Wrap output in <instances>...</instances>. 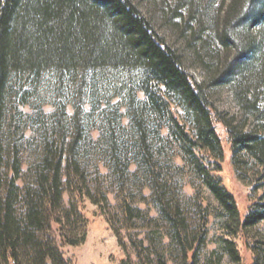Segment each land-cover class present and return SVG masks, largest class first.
I'll list each match as a JSON object with an SVG mask.
<instances>
[{
  "label": "trees",
  "instance_id": "obj_1",
  "mask_svg": "<svg viewBox=\"0 0 264 264\" xmlns=\"http://www.w3.org/2000/svg\"><path fill=\"white\" fill-rule=\"evenodd\" d=\"M198 1L172 11L198 42L204 82L132 0H0V264H74L63 248L86 243L88 205L112 228L110 193L138 251L122 264H149L130 233L139 222L162 230L153 264L175 250L178 264H244L239 242L264 264L247 241L264 189L242 213L219 175L221 130L234 166L264 171V0H219L216 17ZM214 87L230 89L243 125L214 106Z\"/></svg>",
  "mask_w": 264,
  "mask_h": 264
},
{
  "label": "rangeland",
  "instance_id": "obj_2",
  "mask_svg": "<svg viewBox=\"0 0 264 264\" xmlns=\"http://www.w3.org/2000/svg\"><path fill=\"white\" fill-rule=\"evenodd\" d=\"M138 7L141 13L150 21L154 30L165 40L168 46L174 49L182 57L183 63L187 71L198 81H205V74L198 61L194 57V48L199 47L198 42L194 41L189 31L186 30L185 19L174 18L172 8L175 7V0H132ZM201 7H209V16H218L220 8L219 0H199ZM210 22V21H209ZM208 22V27L211 22ZM210 33V31H207ZM192 42H190V40ZM200 48V47H199ZM209 98L214 106L223 112L228 118H232L237 125H243L246 118L243 112L239 109L235 98L228 87L211 88L208 90ZM246 129H250L254 125V121H247ZM96 135V132H94ZM221 136L224 140L227 156L223 162V171L219 174L226 188L233 194L238 202L242 213H245L247 207L252 203L256 196L264 189V171L258 170L250 165L242 163V158L238 159L237 164L231 162L229 153V145L224 131L221 130ZM237 166V167H236ZM110 186V185H109ZM108 186V187H109ZM110 188V187H109ZM187 185L183 189L184 198H195L194 188ZM112 192V191H110ZM147 192V191H146ZM203 192V191H202ZM145 193V192H144ZM148 194V193H146ZM209 197L208 193H203ZM148 198V197H147ZM67 200V198H66ZM110 209L109 217L112 220V228L106 217L99 214L96 207L88 205L85 210V216L89 220V229L87 241L84 245L72 248L65 247L63 252L66 258L71 259L74 264H122L124 258H127L131 263L138 262V251L130 242L129 234L123 229L121 217L116 209L114 195L109 194ZM144 209H151L152 215L156 218V211L150 198L148 201L139 204ZM190 207V206H189ZM155 228V229H154ZM152 231H148L146 225L139 222L136 229L130 233L140 247L144 258L149 264L154 263L153 249L150 242L153 239L157 242V238L162 231L160 227H154ZM117 232L118 235H115ZM220 234V227L217 220L212 221L210 232L208 235V252L218 247L217 240ZM119 236V237H118ZM247 241L256 245L259 249L264 250V223L255 227L249 232ZM154 241V242H155ZM141 242L143 243L141 245ZM164 244L168 245L165 240ZM167 247V246H166ZM239 247L244 259V264H251V254L242 242H239ZM169 249L173 247L168 246ZM172 257V258H170ZM169 264L180 263L178 251L175 250L173 255H170ZM174 260V261H172ZM223 264H229L227 260Z\"/></svg>",
  "mask_w": 264,
  "mask_h": 264
}]
</instances>
